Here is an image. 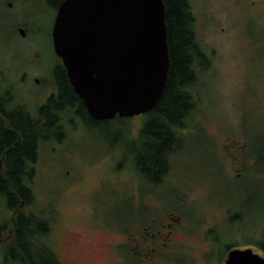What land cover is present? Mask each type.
Masks as SVG:
<instances>
[{"label":"rangeland","instance_id":"1","mask_svg":"<svg viewBox=\"0 0 264 264\" xmlns=\"http://www.w3.org/2000/svg\"><path fill=\"white\" fill-rule=\"evenodd\" d=\"M189 1L197 39L212 66L199 74L194 89L198 104L186 122L185 149L174 154L165 182L153 184L139 170L133 150L139 131L150 119L147 114L96 126L75 117L79 129L70 130L67 154L96 160L85 184L77 189L87 193L103 181L100 197L99 191H92L85 199L74 197L60 205V224L73 233L71 239L59 240L67 264H120L119 257L105 252L107 247L96 245L95 240L104 236L90 225L89 210H82L84 204L97 202L99 214L123 228L145 219L147 209L154 229L178 217L187 221L191 229L183 228L186 221L175 222L182 228L175 238L184 243L179 253L166 255L158 264H224L226 245L251 247L264 255L263 195L252 192L255 198H246L255 179H231L240 163L237 153L242 151L247 154L245 169L264 172V0ZM56 14L46 0H0V79L18 86L15 92L31 106L40 91L46 97L53 90L51 82L60 63L52 39ZM21 28L25 36L19 33ZM41 172L30 183L36 198L45 203L50 188ZM6 203L0 197V221L11 218ZM170 212L176 216L170 218ZM210 226L218 228L204 230ZM86 238L93 241L85 242ZM1 246L0 264H18Z\"/></svg>","mask_w":264,"mask_h":264},{"label":"water","instance_id":"2","mask_svg":"<svg viewBox=\"0 0 264 264\" xmlns=\"http://www.w3.org/2000/svg\"><path fill=\"white\" fill-rule=\"evenodd\" d=\"M164 0H64L52 39L68 80L91 117L109 121L154 110L169 84ZM21 36L26 32L20 29ZM224 264H264L255 249L233 248Z\"/></svg>","mask_w":264,"mask_h":264},{"label":"trees","instance_id":"3","mask_svg":"<svg viewBox=\"0 0 264 264\" xmlns=\"http://www.w3.org/2000/svg\"><path fill=\"white\" fill-rule=\"evenodd\" d=\"M63 1L46 0L48 5L56 10ZM164 1L167 8L166 22L171 57L169 84L159 105L146 115L150 119L145 121L139 131L136 137V149H133L137 161L135 162L139 170L150 177L151 180L149 181L157 185L165 182V176L171 167L173 156L178 148L185 149L183 147L186 143V131L188 130L186 122L198 104L194 89L199 83V74L202 71L209 70L212 66L211 58L197 39L195 31L196 17L190 1ZM59 62L54 72V79L60 88L59 97L56 100H51L50 103L41 108V111H48L49 107L55 104V106L60 107L66 102L68 106L78 104L85 123L90 126L109 122L98 121L90 116L83 101L77 98L73 92L66 69L60 59ZM1 96H3V99L0 97V100H4L9 95ZM9 110L19 112L26 110V108L14 106ZM117 119L122 120L124 118L116 117L113 120ZM13 122L12 129L20 131L24 137L25 146L15 143L17 140L13 132L7 134V139L14 142L13 144L9 143L7 153L3 145L0 144V157L4 160L3 166L0 167V197H4L6 200L9 211L20 209L23 202L26 208L34 203L33 189L26 180L32 173V171L28 173L31 166L27 161L36 160L38 149L35 144V136L36 133L42 134L44 132L43 128L38 129V132L32 129L23 131L17 127L16 120H13ZM151 127L152 131L150 130ZM127 128L128 126L121 127L122 131ZM60 134L61 132L58 130L57 138L61 137ZM5 177L7 180L3 179ZM179 201L180 206L183 207V198L181 197ZM174 212H170V214L176 216V212ZM49 223L48 219L32 211H19L17 215L4 220L0 224V233L5 231L4 228L6 229V227L10 231L9 238L3 247L6 256L11 257L10 260L18 264H63L56 252L46 242L51 238ZM236 247V245H226L225 258L228 252ZM168 255H172V252H169ZM160 260H153L150 264H156V261L158 264ZM136 264L143 263L138 262Z\"/></svg>","mask_w":264,"mask_h":264},{"label":"flooded vegetation","instance_id":"4","mask_svg":"<svg viewBox=\"0 0 264 264\" xmlns=\"http://www.w3.org/2000/svg\"><path fill=\"white\" fill-rule=\"evenodd\" d=\"M27 79L28 78L24 76L22 78V81L26 82ZM34 80L39 84L40 80L37 77H35ZM47 82L51 81L47 80ZM52 83L53 90H51L46 97H44V95L40 91V96L31 106L26 101V97L23 98L22 96H20L19 92H15V90L19 88L18 86L11 84V82H4L2 79H0V97L3 99V96L1 95H9L6 99L0 100V144L3 145V148L7 153L9 151V143H14L7 139V134L9 132H13L17 140L15 143L20 146H25L24 137L20 133V131H14L12 129L14 123L13 120L17 121V127L23 131L32 129L38 132V129L43 128L44 132H42V134L36 133L35 136V144L37 145L38 156L36 160L27 161L29 166H31V170H29L28 173H31V171L32 173L30 174L29 178L27 177L28 179L26 178V180L31 186V178L34 175L38 176L39 172L42 171L40 175H43L46 179L45 184L50 188L48 189L50 196L44 203V201L42 202L41 199L38 200L36 198L34 190H32L35 195V200L32 206L26 208L23 202L20 209H15L14 211H9L8 213H10L11 216H15L19 213V211H32L35 212V214L41 215L42 217L48 219L50 221L49 225L51 228V238L46 240V242L47 244H49V246H51L54 252H56L58 258L63 262V264H67L62 254L59 240H69L71 239V236H73V233L72 231L64 227V225L60 224L62 215L60 205L63 204V202L66 204L70 203L74 197L85 199L89 197V193H91L92 191H96V193L99 191L98 196L100 197L101 193L100 189L98 188L102 186L103 179H101L98 186L92 189V191L90 192L86 193L77 189L82 184H85V175L89 170H92L96 166V160H77L72 158L70 153L67 154L68 150L71 149L70 144L66 142L68 137L71 135L70 130H74L73 126L76 130L79 129V127L74 125L73 123L74 118L80 117L85 123L83 113L79 110L80 106L78 104L68 106V104L65 102L60 107L55 106V104L51 105L48 111H41L42 107L50 103L51 100H56L59 97V85L55 81V79H53V82H51V84ZM42 90H44V88ZM76 96L77 98H79L77 94ZM37 102H39V104L36 107L35 104ZM14 106L23 107L26 108V110L19 112L10 111L9 109L13 108ZM58 130L61 132V137L59 138H57ZM237 155L240 158V163L235 170V177L231 179H237L238 177H243L244 179L245 176H249L251 179H255L254 182L256 185L252 190L247 189L248 191H246V198L251 199V195H253V197L255 198L253 193H262L264 204V172L254 173L253 170L248 171L247 169H245L246 165L244 164L247 154L242 151L238 152ZM3 163L4 160L2 159V157H0V167L3 166ZM43 167L46 168L43 170ZM64 169H66L65 174ZM3 179L7 180L6 177ZM58 190L60 191L59 193ZM98 205L99 202H97V205L86 206L84 204L82 210H89L90 213L88 218L90 225L94 228L95 233L99 232L104 236V239L102 240H95V242L98 243L96 245L107 247V250L105 252L119 257L121 259L120 264H136L138 262H142L143 264H150L153 260L155 261L165 257L169 252L167 250L168 248L174 247L175 250H171V252L173 253L176 251L179 253L180 247H183V240L175 238L177 236L176 232L182 231V228H177V224L175 222H185L186 220H184L183 218V220H181L179 219L180 217H178L174 222H168L167 226L163 225L160 229H154L153 224L151 223L152 219L148 217V214L150 213L149 211L151 210L147 209L145 219H139L140 221L134 222L128 228H123L117 224L113 225L107 218H103V214H99ZM41 212L43 215L41 214ZM170 218L174 217H172V215L170 214ZM6 219L7 217L5 219H2L0 221V224H2ZM182 226L185 229H191L190 226H187V221L185 224H182ZM216 228L218 227L216 226L214 228V226H210L205 227L204 230L214 232ZM4 230L5 231H2L0 233V243L1 245H3L1 247H4V244L9 238L8 235L10 233L7 227L6 229L4 228ZM200 235H203V231H200ZM203 237H205V235H203ZM207 239L211 243L210 238L207 237ZM91 241L93 240H90L88 238L85 239V242ZM175 241L176 243H174ZM93 250H98L101 252V250H99L98 248H94Z\"/></svg>","mask_w":264,"mask_h":264}]
</instances>
